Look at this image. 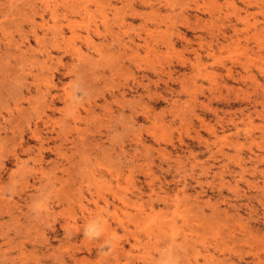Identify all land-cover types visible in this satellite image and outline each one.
<instances>
[{
    "label": "rangeland",
    "instance_id": "374dc122",
    "mask_svg": "<svg viewBox=\"0 0 264 264\" xmlns=\"http://www.w3.org/2000/svg\"><path fill=\"white\" fill-rule=\"evenodd\" d=\"M0 65V264H264V0H0Z\"/></svg>",
    "mask_w": 264,
    "mask_h": 264
},
{
    "label": "bare ground",
    "instance_id": "6f19581e",
    "mask_svg": "<svg viewBox=\"0 0 264 264\" xmlns=\"http://www.w3.org/2000/svg\"><path fill=\"white\" fill-rule=\"evenodd\" d=\"M30 2V1H29ZM68 2V1H67ZM72 2V1H71ZM87 2H89V1H87ZM96 2H98V1H96ZM99 3V2H98ZM31 4V7H32V2L30 3ZM34 6V5H33ZM23 10V9H22ZM32 10V9H31ZM84 10H86V9H84ZM89 10V9H88ZM17 11V10H16ZM20 11V10H19ZM56 11H57V9L56 8H52V9H50L49 10V12H50V18L52 19V20H55L56 19ZM86 12V11H85ZM84 13V12H83ZM36 14V13H35ZM88 14V13H87ZM18 15H20V14H18ZM24 16H26V15H24ZM89 16H90V14H89ZM22 18H24V17H22ZM237 18H238V16H237ZM34 19V18H33ZM27 20V19H26ZM32 20L30 19V22H31ZM35 24V23H34ZM213 24V23H212ZM30 25V24H29ZM234 31V30H233ZM61 30H60V33H59V35H61ZM33 35L34 36H36V33L33 31ZM11 43V42H10ZM6 48V47H5ZM127 57V56H126ZM1 66V65H0ZM22 83V82H21ZM15 153V152H14ZM14 159H15V161H16V163H18L19 162V159H18V156L16 155V154H14ZM37 162V161H36ZM1 199H3L2 197H1ZM2 202H3V200H1ZM7 213L10 215V218H11V220H14V217H13V213L11 212V209H10V207H8L7 208Z\"/></svg>",
    "mask_w": 264,
    "mask_h": 264
}]
</instances>
